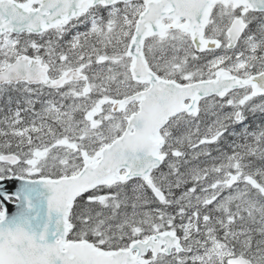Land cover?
I'll return each instance as SVG.
<instances>
[{"label": "snow or ice", "instance_id": "obj_1", "mask_svg": "<svg viewBox=\"0 0 264 264\" xmlns=\"http://www.w3.org/2000/svg\"><path fill=\"white\" fill-rule=\"evenodd\" d=\"M0 264H264V0H0Z\"/></svg>", "mask_w": 264, "mask_h": 264}]
</instances>
